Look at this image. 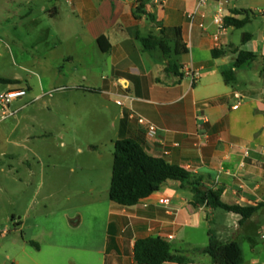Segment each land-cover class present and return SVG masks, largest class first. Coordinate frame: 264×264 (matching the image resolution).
<instances>
[{
	"label": "crops",
	"instance_id": "crops-1",
	"mask_svg": "<svg viewBox=\"0 0 264 264\" xmlns=\"http://www.w3.org/2000/svg\"><path fill=\"white\" fill-rule=\"evenodd\" d=\"M196 5L197 0H0V42H6L12 58L37 67L40 86L52 85L69 113L80 109L79 94L96 95L114 104L121 100L113 136L108 139L114 148L119 140L141 139L149 155L164 157L200 177L207 187L222 190L225 203L256 207L264 203V39L256 41L251 34L249 42L241 39L237 46L231 39L234 28H228L218 49L226 53L215 59L214 4L208 6L207 31L197 24L191 27L187 19ZM228 9L248 12L254 20L264 17V0H232ZM174 29L180 30L179 39ZM150 35L164 37L172 52L145 51L137 36ZM101 37L110 45L102 43L106 52L97 42ZM178 40L183 49L176 54L173 49ZM238 50L258 57L236 69ZM169 64L179 68L167 72ZM191 64L201 73L195 83L185 72V66ZM229 71L234 75L226 83L223 73ZM94 75L99 76L100 87L88 85ZM11 89L15 88L4 92ZM238 103L239 108L234 109ZM97 110L110 114L108 106ZM138 116L157 127L155 137L147 136ZM62 124L67 129L70 123L64 120ZM66 140L70 146L76 142ZM60 144L66 147L64 141ZM20 147L24 140L6 138L0 143V157L18 163L17 167L10 165L8 172L24 184L21 177L36 176L37 170L25 165L29 161L18 152ZM12 148L17 152L12 153ZM82 151L76 148V153ZM89 151L96 163L84 170L74 162L69 175L65 168L71 163L67 160H53L51 165L38 158L42 174L45 167L52 168L49 190L70 188L76 192L80 170V174L90 175L86 176L91 178L86 180L90 192L110 176L109 197L113 163L110 167L103 152ZM42 187L40 181L37 191ZM165 198L170 199L169 205L163 203ZM191 199L190 188L168 181L131 207L108 198L51 212L52 222L45 235L51 245L78 255L89 251L103 255L102 264H137L134 245L139 239L160 237L175 250L193 251L205 248L213 231L223 242L241 244L245 264H264V206L241 224L240 215L195 207ZM40 211H27L15 221L19 230L25 233L30 226L39 231L46 218ZM34 237H26V241L35 242ZM190 259L189 264H213L208 255L194 254ZM71 261L82 264L78 259Z\"/></svg>",
	"mask_w": 264,
	"mask_h": 264
},
{
	"label": "rangeland",
	"instance_id": "rangeland-1",
	"mask_svg": "<svg viewBox=\"0 0 264 264\" xmlns=\"http://www.w3.org/2000/svg\"><path fill=\"white\" fill-rule=\"evenodd\" d=\"M244 33L253 34L254 40L262 41L264 17L255 18L245 27L232 30L231 39L235 45H240ZM18 34L21 38V33ZM36 69L37 67L23 64L18 57L12 58L6 42H0V79L20 80L19 84L0 83V94L9 87H22L27 90V95L23 99L10 104L11 110L17 112L15 117L2 120L0 112V143L6 138L24 140V147H20L18 152L27 157L29 162L25 165L31 164L37 170L36 176L21 177L24 181L22 184L19 177L15 178L16 176L8 172L10 165L17 167L18 163L10 162L8 157H0V264H74L71 259H78L82 264H102L103 255L94 251L78 255L74 250L67 251L55 247L48 242L45 233L52 222L51 212L58 213L74 208L77 204L85 206L93 200H108L106 189L107 183H110V176L106 183L104 178L98 188L90 192L86 186V180L89 178L86 176L90 175L84 172L80 174V170H77L79 183L76 192L70 188L60 192L50 191L52 184L48 175L52 168L45 167L42 178L41 162L38 158L41 157L42 161L51 165L54 161L67 160L71 163L65 168L69 175L74 162L77 167H83L84 170L96 163V158L89 157L92 155L89 151L91 148L103 152L104 160H107L111 167L114 146L108 139L113 136L112 125L121 107L96 95L81 97L79 94L80 109L76 114L69 113L65 103H62L60 96L57 95L58 91L52 89V85L40 86L35 74ZM88 85L100 87L99 76H92ZM38 95L40 96L37 97ZM101 106L104 110L108 106L110 114L98 111L97 108ZM64 120L70 123L67 129L62 126ZM69 138L76 140L74 145L70 146L66 140ZM61 141L65 142V148L61 146ZM76 148H82V153H76ZM13 152H17V149L12 148ZM105 163L106 161L103 166ZM40 181L43 182V187L37 191V184ZM36 209H40V212L46 215L42 228L38 231L29 226V230L21 232L15 221H19L27 211ZM26 237H34L32 239L38 243V247L29 244Z\"/></svg>",
	"mask_w": 264,
	"mask_h": 264
},
{
	"label": "trees",
	"instance_id": "trees-1",
	"mask_svg": "<svg viewBox=\"0 0 264 264\" xmlns=\"http://www.w3.org/2000/svg\"><path fill=\"white\" fill-rule=\"evenodd\" d=\"M233 16L225 19L227 28L241 29L252 21L248 12L233 11ZM239 16H243L239 19ZM175 35L180 37V30H173ZM252 35L244 33L242 42L250 41ZM147 52L155 50L163 55L172 52L169 42L164 37L150 35L146 38L137 36ZM98 44L104 50L102 43L107 40L105 37L98 39ZM109 48L110 45L107 43ZM179 40L173 49L178 54L179 49H183ZM224 50H213V57L218 59L225 55ZM235 68L239 69L246 63L253 62L257 55L252 52H236ZM179 68L177 64H169L167 72L171 68ZM234 71L224 72L223 76L226 83H230ZM3 84H19V80L0 79ZM99 92V90H94ZM113 168L109 198L112 202L122 206L131 207L139 203L142 199L148 198L158 192L162 185L168 181H178L183 187L190 188L192 192L191 203L195 207L206 206L212 209H221L229 213L241 216L240 223H244L251 218L259 209L264 206L260 204L256 207H241L239 205H229L222 199V190H214L207 187L202 179L183 167L170 163L164 157H154L147 153L144 142L141 139H123L115 143L113 153ZM35 245V242H29ZM208 255L213 264H245L244 251L237 241H221L213 232H209V242L205 248H197L193 251L175 250L173 246L163 238L149 237L139 239L134 245V259L137 264H189L190 256Z\"/></svg>",
	"mask_w": 264,
	"mask_h": 264
},
{
	"label": "built area",
	"instance_id": "built-area-1",
	"mask_svg": "<svg viewBox=\"0 0 264 264\" xmlns=\"http://www.w3.org/2000/svg\"><path fill=\"white\" fill-rule=\"evenodd\" d=\"M232 0H197L195 9L187 13V19L190 26L198 25L203 31H207L208 27L205 20L209 16L208 6L210 3L214 4L212 13V23L216 27L213 32L214 49L218 50L222 47V37L226 34L228 28L225 24V19L228 16H233L232 12L228 9V6ZM236 1V0H233ZM185 72L192 82L195 83L200 80L201 73L199 69H196L192 64L185 66ZM27 95V90L24 88H15L7 92L0 94V112L1 119L7 120L15 117L17 112H13L10 108V104L13 101L23 99ZM116 103L120 106L123 105L121 100H117ZM239 103L234 106V109L239 108ZM138 123L146 128L147 136L150 138L155 137L157 133V127L149 120L142 116H138ZM248 153V152H246ZM165 205L170 204V199L165 198L163 200Z\"/></svg>",
	"mask_w": 264,
	"mask_h": 264
}]
</instances>
